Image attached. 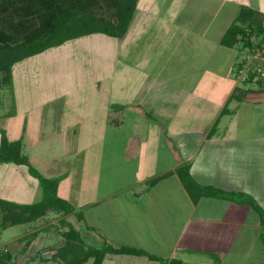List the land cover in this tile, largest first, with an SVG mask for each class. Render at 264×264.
<instances>
[{
	"label": "crops",
	"instance_id": "0c3cea01",
	"mask_svg": "<svg viewBox=\"0 0 264 264\" xmlns=\"http://www.w3.org/2000/svg\"><path fill=\"white\" fill-rule=\"evenodd\" d=\"M235 1L238 4L237 13L241 6H247L255 9L256 20L261 21L264 17V5L261 0H257L259 5L254 7L247 5L248 0ZM182 4L184 1L179 6L180 10ZM199 30L201 31V28ZM221 37L218 44L226 47L220 43ZM176 60L181 61L179 65H185L189 59L181 54ZM236 68L230 72L232 75L222 77L228 81L227 89L214 90L211 94V90L206 93V89H196L193 94L201 96L202 99L193 104L194 108L190 106L192 103L185 106V102L189 103L188 99L190 100V84L188 87L178 84L174 87L177 90L169 95H180L182 100H167L172 104L170 106L165 104L160 108L156 102L159 92L150 94L149 90L145 91L143 88L145 94L149 95L148 100L144 102L132 98L112 104L106 101L107 104L92 117L78 116L73 120L69 117L68 127L73 129V135H84L87 139L80 136L85 162L81 168L80 186H72L69 172L66 171L61 173L65 176L57 186V194L74 207V212L65 215V220L79 230L81 238L88 245L135 246L158 257L106 253L101 264H169L173 258L180 259L184 264H247L245 257L251 256L260 257L264 261V242L260 237L264 226L258 211L247 201L199 193H195L194 198L177 174V168L187 163L190 174L198 185L250 196L264 211V153L259 152L258 147L255 150V144L258 145V141L263 142L264 139L259 140L258 136L243 139L241 128L240 132L238 131V120L233 119L242 102L258 101L254 95L257 96L263 88L250 90V87L246 86L248 83H240ZM147 69L145 72L149 71ZM216 72L220 73L218 70ZM162 80L160 78L158 82ZM172 82L167 81L169 85ZM215 84L221 88L226 85L223 81ZM160 94L167 96L168 93L163 91ZM129 96L132 94L124 95ZM130 100L131 103L127 104ZM204 114L206 115L202 117ZM198 118L204 120V125L199 128L201 137L196 139L197 145L192 152L185 154L182 144V152L179 154L177 140L181 138L180 135L195 136L193 131L196 128L188 119L194 121ZM125 123L128 133L125 137L113 136L111 140L102 134L107 127L121 128ZM73 127H77V131ZM29 140L28 136L22 143L23 153L24 143L27 144ZM119 141L120 148H114L112 145ZM77 142L79 143V140ZM109 142H112L111 146ZM40 143L37 135H33L32 145ZM204 143L209 147H219L218 144L230 145L232 150L199 153ZM65 144L67 145V142ZM221 148L222 146L219 150ZM106 150L116 152L118 163L123 166V170L114 169L117 173L111 170L112 166L109 164L105 170V173L116 174L117 177L112 181L116 183L118 180V183L111 184L110 187L99 183H86V178H98ZM26 156L29 161L30 157L32 159L31 155ZM248 164L251 170H248ZM14 202L32 203L26 200ZM76 212L81 214V220L73 223L69 218L74 217ZM26 224L30 226L32 222ZM46 225L48 223L33 228L31 232L29 230L28 236L25 235L22 242L15 240L10 247L0 244V248L11 252L14 264H17L18 260V264H32L37 250L43 256V262H46L49 256L53 264H58V260L52 255L64 243L60 233L64 227L49 230L45 234L43 231L47 230ZM9 226L13 225L2 228ZM38 229H41L39 232H43L42 235H38ZM57 236L61 237L60 240ZM29 240L25 248L26 241ZM43 249L47 250L44 251L48 254L46 257ZM234 257L237 260L234 261Z\"/></svg>",
	"mask_w": 264,
	"mask_h": 264
},
{
	"label": "rangeland",
	"instance_id": "374dc122",
	"mask_svg": "<svg viewBox=\"0 0 264 264\" xmlns=\"http://www.w3.org/2000/svg\"><path fill=\"white\" fill-rule=\"evenodd\" d=\"M182 1L184 4L180 10ZM256 1L248 0L247 5L258 6L259 2L256 4ZM261 1L264 5V0ZM237 6L234 0H138L134 17L123 38L103 33L86 35L15 63L11 82L3 83L1 79L4 73H0V127L5 129L8 139L11 140L20 135L18 138L23 143L29 136L30 140L23 145L24 153L32 156L34 160L30 157L31 164L43 176L54 177L62 172H69V180L77 188L80 186L81 168L85 163L80 144L84 135L77 134V138L73 135V129L68 127L69 117L71 120L78 116L92 117L100 112L99 109L107 104L106 101L112 104L132 98L144 102L149 98L144 90H149L150 94L159 92L156 102L160 108L165 104L170 106L172 104L167 100H182L180 95H169L177 90L174 87L178 84L185 87L190 84V100L188 99L189 103L185 102V106L192 103L190 106L194 108L193 104L202 99L201 96L193 94L196 89H206V93L211 90L209 94L214 90L227 89L228 81L222 79L223 75H232L230 72L245 58L243 70L238 72L239 82H244L247 71L254 65L255 68H260L258 71L262 73V82H256L255 78L253 83L246 82V86L250 90L260 87L263 90L257 96L254 95L257 102H242L233 119L238 120V131L241 128L243 139L255 136L259 140L264 139V45L247 52V49L227 48L218 44L221 33L231 24L237 13ZM103 15L107 17V10ZM261 23L264 26V17L261 18ZM181 54L189 59L185 65H179L181 61L176 60ZM259 64L260 67L256 66ZM147 68L149 71L145 72ZM216 70L220 73L217 74ZM160 78L163 80L158 82ZM168 80L173 81V85H169ZM221 81L226 85L217 87L215 83ZM163 91H167V96L160 94ZM125 93L132 96L124 97ZM126 103L130 104L131 100ZM84 120L86 123V119ZM188 121L196 128L193 131L196 137L180 135L181 138L177 140L179 154L182 152V144L185 154L192 152L197 145L196 139L201 137L199 128L204 125V120L198 118ZM126 126L125 123L121 128L107 127L102 134L111 140L113 136L125 137L128 134ZM73 128L77 131V127ZM33 135H37L40 144L32 145ZM120 145L121 141L112 146L119 149ZM218 145L222 146L221 150L217 145L210 148L204 143L199 153L232 150L230 145ZM256 147L259 152L264 153V141H258L255 150ZM260 160L259 156V165ZM94 161H97L96 157ZM101 162L102 170L98 178H86V183H99L110 187L115 183L112 180L117 175L105 173L107 164L112 166L113 171L123 170V166L118 163L116 152L112 153L111 150L104 151ZM248 170H251L249 164ZM41 197L40 184L29 174L26 166L0 163V198L36 202ZM60 215L58 212L49 211L45 217L35 220L30 226L25 223L4 229L1 226L0 213V244L10 247L15 240L22 242L25 235L28 236L29 230L31 232L33 228L47 223V230L43 231L45 234L49 230H58L61 227L58 221ZM69 219L73 223L78 221L76 216ZM39 231L41 229L36 232ZM57 238L60 240L61 237ZM44 251L47 250L43 249ZM45 252L46 257L48 254ZM35 255L32 264H53L49 256L43 262V256L38 250ZM235 260L237 259L234 257ZM245 261L247 264L264 263L263 259L256 256L245 257ZM18 262L20 260L17 264ZM91 263L92 258L84 264Z\"/></svg>",
	"mask_w": 264,
	"mask_h": 264
},
{
	"label": "trees",
	"instance_id": "16d2710c",
	"mask_svg": "<svg viewBox=\"0 0 264 264\" xmlns=\"http://www.w3.org/2000/svg\"><path fill=\"white\" fill-rule=\"evenodd\" d=\"M137 1L0 0V73H4L2 82L12 81V67L15 63L49 48L58 47L66 41L95 33L123 38L134 17ZM105 10L107 17L103 15ZM255 13V9L241 6L234 21L222 35L220 43L226 47L238 46L240 50L247 49V52L264 45V26L255 19ZM244 62L245 58L237 64L236 72L243 69ZM251 66L253 68L247 71L244 82H252L256 78L255 81L261 83L262 73L258 71L260 68ZM262 68L264 70V66ZM3 162L26 166L29 174L38 180L42 197L32 203H18L0 198L1 226L33 222L44 217L48 211L60 213L59 223L61 227H65L61 231L64 243L52 255L54 259H60L58 264H84L90 258L91 264H101L106 253L158 258L135 246L86 244L79 230L65 220V215L74 212L73 205L57 194L58 183L65 175L43 176L23 153L21 139H8L5 129L0 127V163ZM177 174L193 196L199 193L249 202L258 211L264 226V211L252 197L198 185L192 178L187 163L177 168ZM75 216L78 221L81 220L79 212ZM260 237L264 242V229ZM29 242L30 240L26 241L25 248ZM0 264H14L11 252L0 248ZM169 264L184 263L173 258Z\"/></svg>",
	"mask_w": 264,
	"mask_h": 264
},
{
	"label": "built area",
	"instance_id": "2783aa9c",
	"mask_svg": "<svg viewBox=\"0 0 264 264\" xmlns=\"http://www.w3.org/2000/svg\"><path fill=\"white\" fill-rule=\"evenodd\" d=\"M256 66L260 67L261 65L259 64V65H256ZM258 70H260V69H258Z\"/></svg>",
	"mask_w": 264,
	"mask_h": 264
}]
</instances>
